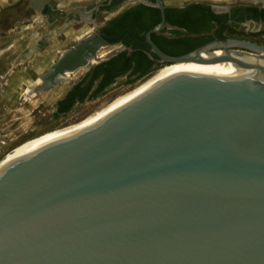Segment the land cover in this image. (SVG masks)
Masks as SVG:
<instances>
[{
    "label": "water",
    "instance_id": "water-1",
    "mask_svg": "<svg viewBox=\"0 0 264 264\" xmlns=\"http://www.w3.org/2000/svg\"><path fill=\"white\" fill-rule=\"evenodd\" d=\"M156 3L146 41L158 63L194 62L0 168V264H264V46L226 39L168 56L150 39L164 25ZM108 46L91 33L35 91Z\"/></svg>",
    "mask_w": 264,
    "mask_h": 264
},
{
    "label": "flooded vegetation",
    "instance_id": "flooded-vegetation-1",
    "mask_svg": "<svg viewBox=\"0 0 264 264\" xmlns=\"http://www.w3.org/2000/svg\"><path fill=\"white\" fill-rule=\"evenodd\" d=\"M161 2L164 25L152 32L150 39L168 56L185 55L226 39L247 40L264 46V0H178L173 5L166 4L165 0ZM56 10L50 2L44 1L40 13L49 23L74 16L64 26L69 22L88 23L94 26L93 33H98L109 44L108 48L122 46L108 59L92 64L71 83L62 98L66 103L90 97L99 85L112 78L102 90L123 77L134 83L160 66L159 57L146 41V33L161 20L156 0H99L87 9L73 8L51 18ZM46 35L38 40L36 47L41 46ZM92 79L86 97L79 99Z\"/></svg>",
    "mask_w": 264,
    "mask_h": 264
},
{
    "label": "rangeland",
    "instance_id": "rangeland-1",
    "mask_svg": "<svg viewBox=\"0 0 264 264\" xmlns=\"http://www.w3.org/2000/svg\"><path fill=\"white\" fill-rule=\"evenodd\" d=\"M44 1L57 8L51 15L53 18L73 8L87 9L99 0H0V159L33 137L81 119L148 75L134 83L120 78L98 95L73 103L67 112L58 113V101L85 68L76 69L42 91L36 92L34 86L41 84L40 76L59 55L93 33L94 26L70 22L64 26L74 16L49 23L40 13ZM46 34L41 46L28 54L29 47ZM109 50L102 47L97 54ZM36 81L29 92V86Z\"/></svg>",
    "mask_w": 264,
    "mask_h": 264
},
{
    "label": "bare ground",
    "instance_id": "bare-ground-1",
    "mask_svg": "<svg viewBox=\"0 0 264 264\" xmlns=\"http://www.w3.org/2000/svg\"><path fill=\"white\" fill-rule=\"evenodd\" d=\"M84 51H86V52L84 53L83 57L87 60L88 63H92V64H94L97 61V57H99L103 54L102 53L99 55L96 53L93 54L92 52H89L88 50H84ZM214 54L220 55V54H222V50L216 49L214 51ZM200 55L204 58H209L211 54L207 50H202V51H200ZM77 60H80V59L77 58ZM193 62L194 61H182V62H174V63H167V64L160 65L155 70H153L150 74H148L146 77L142 78L137 83H135L132 86L128 87L127 89L123 90L122 92H120L119 94L114 96L112 99L105 102L102 106H100L99 108L95 109L94 111L88 113L87 115H85L81 119H79L75 122H72L70 124H67L65 126L58 127V128L49 130L47 132H44V133H42L36 137H33V138L19 144L18 146H16L15 148H13L9 152H7L0 159V168L8 160H10L12 157H14L18 153L25 150L26 148H28V147H30V146H32V145H34L40 141H43V140H46L48 138L55 137V136H60V135H64V134L78 132V131L85 129L91 123H93V122L107 116L108 114H110L121 103L125 102L126 100H128L132 96L136 95L137 93H139L140 91H142L143 89H145L146 87H148L149 85H151L152 83H154L155 81L160 79L162 76L167 74L169 71H171L175 68L193 63ZM78 68H80V67H78ZM74 71L75 70H70V69L66 68L63 71V73L59 74L57 77L58 78H66L70 73H72ZM35 83H37V81L32 83L29 86V92H32V86Z\"/></svg>",
    "mask_w": 264,
    "mask_h": 264
},
{
    "label": "trees",
    "instance_id": "trees-1",
    "mask_svg": "<svg viewBox=\"0 0 264 264\" xmlns=\"http://www.w3.org/2000/svg\"><path fill=\"white\" fill-rule=\"evenodd\" d=\"M112 80H113V78L110 79V80H108L105 84L99 85V87L97 89H95L90 96L93 97V96L98 95L102 91L103 87L105 85H107L108 83H110ZM92 84H93V79L91 80V82L89 83V85L85 88L86 89L85 92L82 93V95L80 96L79 99H83L84 97H86L87 91H89V89L92 86ZM74 101L75 100H70L69 102L66 103L65 102V99L59 100L58 101V104H57V112L58 113H65V112H67L71 108V106L73 105Z\"/></svg>",
    "mask_w": 264,
    "mask_h": 264
},
{
    "label": "crops",
    "instance_id": "crops-1",
    "mask_svg": "<svg viewBox=\"0 0 264 264\" xmlns=\"http://www.w3.org/2000/svg\"><path fill=\"white\" fill-rule=\"evenodd\" d=\"M180 1H182V0H180ZM165 2H166V4H168V5H173V4H175V3H178V0H165Z\"/></svg>",
    "mask_w": 264,
    "mask_h": 264
}]
</instances>
